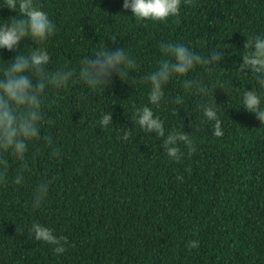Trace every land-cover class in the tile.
Wrapping results in <instances>:
<instances>
[{"label": "trees", "instance_id": "trees-1", "mask_svg": "<svg viewBox=\"0 0 264 264\" xmlns=\"http://www.w3.org/2000/svg\"><path fill=\"white\" fill-rule=\"evenodd\" d=\"M39 3L57 25L48 42L50 69L76 67L99 47L126 48L137 68L106 89L71 83L51 93L42 133L61 156L50 160L38 143L32 176L21 186L0 184V264H264V125L240 108L237 93L255 86L237 68L247 37L264 33V0H187L178 22L160 24H137L123 0ZM4 6L0 0V23L17 15ZM161 41L183 42L204 56L225 51L222 65L193 73L208 87L207 97L184 93L176 81L168 85L169 97L183 94L185 101L178 113L170 103L159 109L166 128L200 126L197 151L185 150L179 162L167 158L154 133L132 122L148 101L144 77L157 65ZM31 45L26 40L21 52ZM17 54L0 51V66ZM201 99L217 103L223 137L200 125ZM108 111L114 124L102 131L97 121ZM14 173L12 166L9 179ZM43 175L56 181L34 208L32 186ZM32 221L66 236L67 252L56 256L30 237ZM189 240H198L199 248L189 251Z\"/></svg>", "mask_w": 264, "mask_h": 264}, {"label": "clouds", "instance_id": "clouds-1", "mask_svg": "<svg viewBox=\"0 0 264 264\" xmlns=\"http://www.w3.org/2000/svg\"><path fill=\"white\" fill-rule=\"evenodd\" d=\"M187 0H123V9L130 10L131 17L137 24L151 22L167 23L179 21L182 7ZM4 7L17 13L10 20L0 23V51L18 53L10 63L0 66V184L21 186L29 179L39 152L32 149L39 143L48 150L49 159L56 160L61 150L54 146L51 136L42 130L46 122V107L51 93L79 83L90 91H99L109 87L116 76L121 80L129 78V73L137 68V59L126 48L115 51L109 47H99L94 54L83 57L76 67L62 65L50 69L51 62L48 42L55 36L57 25L49 12L44 10L39 0H3ZM32 42L27 54L21 52V45ZM246 50L237 71L245 78L255 82L251 90L246 87L237 89L240 108L255 115L264 125V33L247 37ZM160 58L153 71L144 81L148 85V101L137 107L132 122L139 126L142 133L162 140L161 148L172 162H179L185 155L197 151L196 133L198 125L191 132L184 128L169 130L159 114L165 104L175 105L174 111L182 107L183 94L174 97L167 95V88L173 81L178 82L184 93L205 98L209 89L202 80L193 77L198 68L215 67L225 62V51L211 50L207 56L193 50L183 42L161 41ZM2 57V56H0ZM210 70V69H206ZM217 103L201 99L197 104L200 125H210L212 136H224L222 121L217 111ZM102 131H110L113 123L112 112L102 113L97 121ZM130 129L122 130V139L127 141ZM118 139L121 135H118ZM15 166V173L9 179V168ZM182 179V177L180 178ZM55 176L43 175L32 186L31 200L34 208H40L47 200L50 188L55 183ZM28 234L37 242L52 247L56 256L67 252L68 238L58 236L53 229L39 221H32ZM198 240H189V251L199 248Z\"/></svg>", "mask_w": 264, "mask_h": 264}]
</instances>
